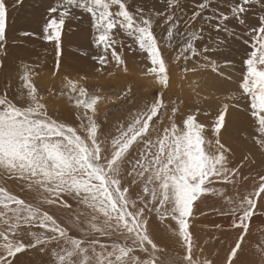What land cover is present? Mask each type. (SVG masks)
<instances>
[{"label": "snow or ice", "instance_id": "obj_1", "mask_svg": "<svg viewBox=\"0 0 264 264\" xmlns=\"http://www.w3.org/2000/svg\"><path fill=\"white\" fill-rule=\"evenodd\" d=\"M9 2L0 0V264H217L206 247L222 242L209 233L201 244L193 230L199 203L208 198L219 204L211 211L229 218L226 228H212L233 234L223 264H264V174L249 185L244 168L257 164L255 154L237 158L224 139L233 111L243 115L258 134L252 140L264 165V0H159V7L148 0H57L47 6L40 38L54 44L53 76L61 69L65 26L80 10L89 17L96 50L82 55L99 65L96 73L113 62L127 72V54H146L145 75L158 87L143 104L131 87L114 100L100 88L90 92L87 75L65 76L59 92L42 94L27 64L17 83L7 62ZM23 6L24 0H12L13 8ZM235 42L244 46L240 74L236 87L226 89L220 85L233 79L235 64L224 50ZM173 65L181 79L201 77L191 81L198 98L211 97H200L205 88L221 93L210 125L199 119L210 114L202 107L189 110L179 97L165 101ZM205 72L216 74V82L203 80ZM56 97L59 107L48 101ZM109 102L118 111L127 107V114L101 112ZM256 219V259H248ZM160 225L172 245L157 236Z\"/></svg>", "mask_w": 264, "mask_h": 264}, {"label": "rangeland", "instance_id": "obj_2", "mask_svg": "<svg viewBox=\"0 0 264 264\" xmlns=\"http://www.w3.org/2000/svg\"><path fill=\"white\" fill-rule=\"evenodd\" d=\"M56 2L57 0H24L23 8H13L12 0L9 2L7 62L13 70V76L16 78L17 83H19L18 73L22 74L20 66L27 64L31 67L32 79L41 90L42 94H46L45 90L53 87L59 92L65 84V76L69 79H78L81 75H87L89 77L86 86L90 92H94L97 88H100L104 93L111 95L113 100L115 99L116 94L129 87H131L132 93L135 95L137 102L141 104L145 101H150L152 97L157 94L158 86L155 85L153 78L150 75H145L147 68L151 66L150 62L146 60V54H144V56L139 53L135 56L127 54V72H124L123 68L118 69L114 62L111 68L105 66L102 73L95 72V68L99 67V65L91 59L90 55H82L83 52L88 51H92V53L95 54L96 50L94 49V46L91 45L89 17L80 10H77L78 18H73L70 22H67L65 26L62 37L61 69L59 74L54 77L53 72L56 71L54 44L49 41H44L40 36L42 35L43 16L46 7L55 5ZM153 4H155L156 7H159V0H148L147 6L151 7ZM189 7H192V5L189 4ZM254 14L255 9H252L248 13L249 17H252ZM236 30L239 31V29ZM156 31L158 34L160 33V29H157ZM23 32L35 33V35L23 36L21 35ZM121 38H124L123 34H121ZM127 42L130 43L131 41L129 40ZM224 51L234 59L235 69L229 70L234 71L233 79L223 83L220 87L234 89L236 87V77L240 74V58L244 53V46H242L241 43L235 42L232 44L231 48L225 49ZM168 54L169 53L166 50L165 55L167 56ZM109 72L112 73L111 76H109ZM200 79L201 77L198 76L181 79L179 68L173 65L171 68V87L166 92L165 101L167 102L169 97L174 99L179 97L180 99L185 100L189 106H192L190 107V110L192 111L195 110V107H202V113L206 111L210 114L207 118L201 114L199 119L201 121L206 120L210 125V122L213 119L211 112L216 106L214 97L221 93L217 92L215 88H205L200 92V97L207 96L209 92L211 93V97L208 100L198 98L196 92L192 90L195 86L191 85V81ZM202 79L208 81L209 84L215 83L217 80L216 74L209 72H205ZM220 79L223 80L224 78L221 77ZM201 88H203V85H201ZM48 101L50 105L56 103L58 107L59 104L63 102L59 97H56L55 99L48 98ZM105 108H108L114 115H119L121 112L125 115L127 114V107L118 111L112 102H109L106 105H101V112H103ZM111 118L112 117L110 116L109 119ZM100 119H104L103 115H101ZM230 126L245 127L246 130L242 131L244 134H241V137H243V143L240 144L245 145L246 147L240 148L245 150L250 149L251 151L253 150L255 155L252 158L257 160L255 166L249 165L244 168V175H248L250 181L253 177H256L257 173L264 174V165L259 164L260 155L257 147L254 145V141L252 140V136L258 134L255 133L254 128L251 126V121L243 115H238L233 111L230 117L229 131L228 133H225L224 136V139H228V141L229 138H236L239 131L241 132V130L232 129ZM242 152H248L247 154H250L249 151L242 150ZM213 202H217L216 198H208L207 200L200 201L199 211L196 213V220L199 216L200 218L204 216L200 215L201 212L207 214L211 211L210 205H214ZM200 218L198 221L195 220V228L193 230L200 238L201 244L209 239V233L219 238V241L222 243L215 242L214 240L211 241L212 243L209 241V244L206 247V254L216 259L217 264H223L225 252L232 240L233 234L230 236L221 234L212 228V224L201 223ZM205 225H207V228H205ZM164 229L165 225H162V228L158 229L154 227V230L159 233V235H157L159 239L166 244L172 245L173 241L170 239V234L165 232ZM218 245H221L222 247H219L218 249ZM251 246L252 244H250V242L246 244L247 249ZM176 248H178V245H176ZM32 259L38 261L40 257L33 255Z\"/></svg>", "mask_w": 264, "mask_h": 264}, {"label": "bare ground", "instance_id": "obj_3", "mask_svg": "<svg viewBox=\"0 0 264 264\" xmlns=\"http://www.w3.org/2000/svg\"><path fill=\"white\" fill-rule=\"evenodd\" d=\"M230 128L241 130V132L240 131H239V133L237 132L238 133V136L236 138H234V139L229 138V141H228V139L226 140V141H228V143L232 144L234 148H236V157L239 158L240 155H241V153H243V154H247L248 153V152L247 153H244V152H242V150L243 151H249V153L254 154V151L253 150L251 151L250 149L245 150V149L240 148V147H246L245 145H241L240 144V143H243V141H242V138L243 137H241L242 136L241 134H244V133H242V131L243 130L244 131L246 130L245 127H243V126H230ZM244 173H245V171H244ZM251 182H252V179L250 181H248V184L250 185ZM209 204H212V203H209ZM213 204L214 205H212V206L210 205V209L211 208H214V207H219V204L217 202H215V203L213 202ZM208 211H209V209H208ZM199 218H200V216H199ZM199 218L196 221H198ZM228 220H229L228 217L219 215L218 213L212 212V211L208 212L206 215H204L202 218H200V222L203 223V224H212V225L213 224H222V225H225V228L227 227ZM260 226H261V220L260 219H256V220L253 221L254 236L249 238V240H250L249 242H250V244H252V246L247 249L248 250V256L246 258H248V259H256L255 251H254V245L256 243V240L259 238L258 235L256 234V229L258 227H260ZM159 228H162V225H160ZM156 232H157L156 234L159 235L158 231H156ZM218 232L221 233L220 231H218ZM225 235L226 236H230V235H232V233H226ZM170 239L173 241L172 238H170ZM219 247L221 248L222 246L221 245H218L217 248L219 249ZM45 259H47V258H45Z\"/></svg>", "mask_w": 264, "mask_h": 264}]
</instances>
